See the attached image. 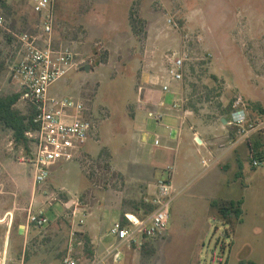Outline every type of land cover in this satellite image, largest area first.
<instances>
[{"label": "rangeland", "instance_id": "1", "mask_svg": "<svg viewBox=\"0 0 264 264\" xmlns=\"http://www.w3.org/2000/svg\"><path fill=\"white\" fill-rule=\"evenodd\" d=\"M9 1L4 12L11 27L39 34L31 0ZM131 13L145 20L139 37ZM55 17L54 47L73 51L78 66L51 91L85 101L97 128L74 161L62 162L35 185L28 162L34 143L15 142L0 123V264H58L66 256L95 264L113 241L107 232L114 222L151 211L145 184L131 171L140 159L128 158L126 149L130 153L132 137L137 139V114L152 109L157 80L169 82L179 103L207 121L228 117L238 94L252 119L264 118L257 108H264V0H55ZM173 54L184 59L181 81L168 72ZM14 62L13 40L0 38V96L22 91L11 76ZM173 99L168 94L166 102ZM16 108L31 114L24 100ZM144 120L149 131L159 127ZM255 133H262L255 150L263 154L262 165L254 166L247 150L228 171L229 178L235 174L228 193L243 210L239 218L223 200L210 212L201 209L197 193L188 189L177 193L163 237L127 248L119 263L104 264H264V130L239 143ZM238 140L232 127L230 145ZM220 207L230 210L227 218ZM30 213L48 223H30Z\"/></svg>", "mask_w": 264, "mask_h": 264}, {"label": "built area", "instance_id": "2", "mask_svg": "<svg viewBox=\"0 0 264 264\" xmlns=\"http://www.w3.org/2000/svg\"><path fill=\"white\" fill-rule=\"evenodd\" d=\"M9 2L0 0V38L13 40L15 62L11 66V76L20 83L21 100L28 102L34 111V128L26 132L27 138L35 145L28 162L34 184L42 185L50 178L54 166L74 161L79 156L96 132L97 125L85 101L51 91L56 82L78 66L73 51L54 47L55 0L30 1L33 12L39 18L41 32L37 35L11 27L4 12V4ZM184 68V59L176 57V54L171 55L168 72L173 81L183 79ZM161 84L163 92H172L169 82ZM178 106L173 105L175 108ZM156 115L149 113V116L159 119ZM227 123L235 127L239 134V140L232 141L233 144L245 140L255 131L264 130V118H251L241 94L234 97ZM22 159L25 161V157ZM253 165L259 167L262 162L254 159ZM176 195L172 175L158 180L155 193L146 199L151 211L141 216L126 213L123 219L114 222L107 234L113 241L107 246V253L95 264H104L108 259L119 263L127 248L163 237L168 229L171 205ZM29 222L42 227L48 223V218L30 213ZM58 264H80V260L66 256Z\"/></svg>", "mask_w": 264, "mask_h": 264}, {"label": "crops", "instance_id": "3", "mask_svg": "<svg viewBox=\"0 0 264 264\" xmlns=\"http://www.w3.org/2000/svg\"><path fill=\"white\" fill-rule=\"evenodd\" d=\"M149 80L150 78L144 79L147 84ZM154 84L159 89L156 96L149 100L153 102L152 109L137 114L135 121L137 131L134 132L137 139L132 137L133 146L129 148L130 153L126 149L128 158L137 157L141 160L134 165L131 163L133 165L131 171L135 174L136 180L145 184L143 185V190L147 194L145 199H150L155 193L158 180L172 175L176 193L188 189L197 193V205L203 210L212 211L216 200L235 202L228 193L230 185L232 191L235 187V174L229 178L230 163L236 155L245 154L247 150L253 154V160L263 159L262 152L255 151L262 143L263 132L253 134L248 141H243L244 143L230 145L232 127L223 122L224 116L218 119L219 123L217 120L207 121L202 117H196L192 109L184 108L179 103L181 98H178L176 88L171 89L173 93H165L158 80ZM168 94L174 97L171 103L166 102ZM175 104L179 106L173 107ZM150 112L157 114L159 119L149 116ZM146 116L155 120L159 127L149 131L144 120ZM152 136L153 143L150 141ZM137 143L144 144L145 150L140 145L137 148ZM60 164L54 166L52 172ZM157 174L160 175L159 178ZM200 176L203 179L198 181ZM221 191H226V194L219 193ZM241 211L243 213L242 209Z\"/></svg>", "mask_w": 264, "mask_h": 264}, {"label": "trees", "instance_id": "4", "mask_svg": "<svg viewBox=\"0 0 264 264\" xmlns=\"http://www.w3.org/2000/svg\"><path fill=\"white\" fill-rule=\"evenodd\" d=\"M129 19L133 32L136 36H141V32H144L145 20L133 13L130 14ZM21 98L22 92L7 96H0V123L13 131V138L15 142L27 146L29 139L26 136V132L34 128V124L32 122L34 111L31 109V114L25 115L17 109L16 104L21 100ZM231 106L232 103L229 108H231ZM257 108L264 113V108L260 105H257ZM225 119L227 120L228 117L225 116ZM216 205L217 204H214V206ZM230 207L234 210L236 217L239 218L242 211L237 207V203L231 202ZM219 210L225 218L230 215V210L226 207H220Z\"/></svg>", "mask_w": 264, "mask_h": 264}, {"label": "water", "instance_id": "5", "mask_svg": "<svg viewBox=\"0 0 264 264\" xmlns=\"http://www.w3.org/2000/svg\"><path fill=\"white\" fill-rule=\"evenodd\" d=\"M84 71L87 72V73L91 72V67H90L89 65L86 66V67H84ZM223 122H224V123H227V120L224 119Z\"/></svg>", "mask_w": 264, "mask_h": 264}]
</instances>
